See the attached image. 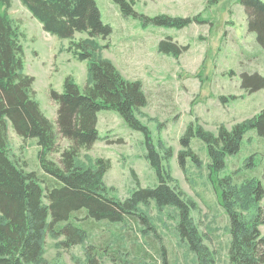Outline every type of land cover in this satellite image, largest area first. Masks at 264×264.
Segmentation results:
<instances>
[{"label": "rangeland", "instance_id": "374dc122", "mask_svg": "<svg viewBox=\"0 0 264 264\" xmlns=\"http://www.w3.org/2000/svg\"><path fill=\"white\" fill-rule=\"evenodd\" d=\"M96 1L102 19L112 27L106 38L84 31L71 38L53 35L20 0H12L8 13L20 32L24 71L35 77L36 97L48 116L56 118L58 104L50 90L63 92L68 76L81 89L91 82L87 61L73 54L77 48L73 43L82 40L95 54L112 61L125 78L138 81L147 102L135 113L147 126L172 184L194 202L190 214L214 264H227L229 212L219 186L223 177L231 176L239 188L246 179L260 180L264 187V136L248 129L239 151L228 155L225 166L216 171L209 168L208 147L198 135L191 136L187 147L182 139L190 124L217 134L220 126L231 129L264 108V88L248 92L241 85L244 71L264 73V48L248 29L244 6L240 0H125L134 9L125 15L115 0ZM159 15L192 21L183 26L158 24L154 18ZM167 38L174 51L160 50V41ZM97 127L99 139L81 151L78 163L95 167L98 158L108 160L103 181L109 194L125 198L135 189L158 184L143 131L111 108L99 110ZM9 138L13 160L25 170L41 173L37 139L23 138L11 123ZM67 144L66 139L60 142L61 148ZM54 157L58 160L59 154ZM250 201L243 192L235 204V211L245 219L256 212L255 202ZM138 209L147 216V225L129 218L112 223L74 219L85 228L84 238L66 248L61 244L64 235L47 231L37 264H91L89 257H95V264H198L179 233L175 206L149 200L139 203ZM77 215L83 217L84 212Z\"/></svg>", "mask_w": 264, "mask_h": 264}, {"label": "trees", "instance_id": "16d2710c", "mask_svg": "<svg viewBox=\"0 0 264 264\" xmlns=\"http://www.w3.org/2000/svg\"><path fill=\"white\" fill-rule=\"evenodd\" d=\"M20 1L45 31L61 38H71L82 31L106 38L112 32L111 25L102 19L96 0ZM115 1L123 14H132L131 2L128 6L125 0L126 3ZM240 2L247 15L248 29L256 33V39L264 48V0ZM11 4L12 0H0V264H37L47 231L64 235L61 244L65 248L81 243L85 228L74 219L112 223L129 218L147 225L148 218L138 209V204L149 200L159 206H175L179 214V233L195 252L198 264H214L212 251L203 242L190 214L194 202L172 184L160 152L150 141L147 126L142 125L135 113L147 102L141 84L125 78L112 61L95 54L88 42L78 41L73 43L77 45L73 54L87 61L91 82L81 89L73 77L68 76L63 92L52 88L50 97L58 104V111L56 118H51L36 97L35 77L24 71L20 32L8 13ZM154 20L169 26H183L192 21L167 15L156 16ZM159 48L171 52L174 44L170 38L163 39ZM241 85L248 92L264 88V73L244 71ZM102 108L117 110L131 127L144 132L147 155L159 176L157 185L135 189L129 196L119 198L108 193L103 181L110 167L108 160L98 158L95 167L78 163L81 151L99 139L98 112ZM9 123L23 138L37 139L41 173L25 170L11 157ZM251 128L264 136V108L231 129L220 126L217 134L201 126L194 129L190 124L182 142L187 147L191 136L198 135L207 144L209 168L216 171L225 166L228 155L239 151L244 134ZM62 139L68 144L61 148ZM54 154H59L58 160ZM219 188L229 212L227 264H264V233L261 231L264 187L260 180L246 179L239 188L231 176H225ZM243 192L246 199L256 205L255 214L248 219L235 211L237 198ZM82 211L84 215L79 217L77 212ZM89 260L95 264V257Z\"/></svg>", "mask_w": 264, "mask_h": 264}]
</instances>
